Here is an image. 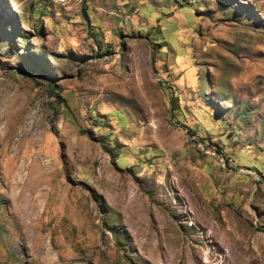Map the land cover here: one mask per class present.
I'll return each mask as SVG.
<instances>
[{
  "label": "rangeland",
  "instance_id": "obj_1",
  "mask_svg": "<svg viewBox=\"0 0 264 264\" xmlns=\"http://www.w3.org/2000/svg\"><path fill=\"white\" fill-rule=\"evenodd\" d=\"M0 264H264V0H0Z\"/></svg>",
  "mask_w": 264,
  "mask_h": 264
},
{
  "label": "bare ground",
  "instance_id": "obj_2",
  "mask_svg": "<svg viewBox=\"0 0 264 264\" xmlns=\"http://www.w3.org/2000/svg\"><path fill=\"white\" fill-rule=\"evenodd\" d=\"M56 3L61 4L63 6H66L68 4H70V2L72 3L73 0H54Z\"/></svg>",
  "mask_w": 264,
  "mask_h": 264
},
{
  "label": "trees",
  "instance_id": "obj_3",
  "mask_svg": "<svg viewBox=\"0 0 264 264\" xmlns=\"http://www.w3.org/2000/svg\"><path fill=\"white\" fill-rule=\"evenodd\" d=\"M51 86L53 87V85L51 84Z\"/></svg>",
  "mask_w": 264,
  "mask_h": 264
}]
</instances>
